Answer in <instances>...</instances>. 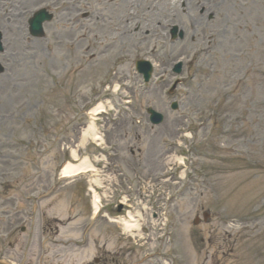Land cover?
Instances as JSON below:
<instances>
[{"label":"rangeland","instance_id":"1","mask_svg":"<svg viewBox=\"0 0 264 264\" xmlns=\"http://www.w3.org/2000/svg\"><path fill=\"white\" fill-rule=\"evenodd\" d=\"M130 1L127 6L130 5ZM136 1L133 8V4L129 6L130 12L136 11V6L141 0ZM160 1L162 3L160 2L159 5L162 7L164 3V9L167 10V1ZM225 1V5L218 8L221 17H215L213 21L212 18L208 19L210 21H203V26L194 27L196 31L194 28L193 30L183 28L185 24L190 26L194 20L186 19L181 13L175 15L176 18L172 17L173 20H162L163 25L165 21L171 20V25H177L181 31L195 36L196 42L191 43L192 45L202 42L203 33L207 34L204 41L211 35V39L216 43V51L214 52L212 47L213 56L210 59V56H202L198 64L194 61L185 69L188 76L200 74L198 79L202 81L198 80L199 84L193 83L179 90V95L186 98L181 100L183 106L181 113L171 115L167 111L164 106L167 102L165 98L160 97V90L153 89L151 92L140 94L134 85L131 91L137 96L131 106L124 111L122 123L114 127L110 126L106 130L104 141L106 144L110 141L118 143L120 157L115 160L117 170L123 171L126 162L142 168L139 164L143 152L149 153L148 147L153 142L158 143L157 150L154 148L152 152L155 153L156 161L159 160L158 157L163 152L160 138L175 136L174 127L179 123V117L185 114L192 115L191 112L195 113L194 111L197 110L203 112L204 117H210L214 112L209 108H214L218 103L219 109H216L218 114H215L217 117L212 118L209 122L210 127L205 133L198 131L196 138L197 142L202 139L204 145H207L208 140L213 139L207 150L216 152L214 155L209 154V158L203 164L198 162V165L211 180L216 179L220 187L216 192L209 190L208 194L200 191L202 193L200 196L191 194L192 201H180L178 204L179 212L189 223L184 228L182 225L183 233L179 236L182 243L177 242L179 254L187 264L189 262L191 264H264V0H241L240 13L233 6L237 0ZM59 34H55V38L45 35L41 45L40 42L36 44L40 46L37 48L38 51L31 49L32 52L26 55L23 52L25 58L22 64L25 65L19 67L15 63L17 66L8 71L9 77L6 73L7 79L0 77V152L32 141L29 152H15L10 157L0 159V172L11 173L5 180L4 188L0 189V257L6 256L14 262H18L21 249L31 232L34 236L40 235L42 238L50 239L49 236L58 229L60 238L65 240L72 233L79 234L91 212L89 197L84 195L83 180L70 187L69 185L61 187L51 198L43 201L33 200L48 185H57L56 175L60 163L68 159L70 149L79 145L81 128L87 122L85 118L74 125L70 124L77 114L74 101L79 100L80 105L88 100L87 95L97 97L89 90V83L96 81L99 76L91 71L80 75L77 71L69 70L76 65L71 59L79 55L80 50L63 47L73 34L69 36H59ZM84 38L85 35L82 36V39ZM148 40L150 41L147 37L145 42ZM152 43L163 51L156 57L162 64L187 55L182 52L184 50L181 48L184 46L182 44L164 48L160 41ZM51 44L53 45L50 46ZM123 45L128 46L126 42ZM44 54L47 56L44 57ZM10 66L8 64V69ZM124 71L118 74L120 83H125L130 76ZM207 71H213L214 75L210 78L204 76ZM183 77H186V74ZM44 79L46 84L43 83ZM130 79L134 78L130 77ZM73 92H78L79 96L71 100V104L69 102V105H66L65 100L71 97ZM21 102L26 103L22 110L12 119H3L6 112L15 111ZM206 103L207 106L204 107ZM146 105L164 108L169 120L158 129L142 125L139 130L127 131L126 122L132 117L141 115ZM225 112L231 114V118L222 124V115ZM47 126H51L50 129L46 130ZM42 130L44 135L41 133ZM146 132L151 135L146 136ZM206 133L208 135H205ZM96 153L93 147L87 150L89 155H97ZM200 153L208 154L204 150ZM165 162L167 161L164 160ZM154 166L156 171H161L160 166ZM143 168L145 172L146 167ZM230 169H232L231 173L225 176ZM224 176L227 177L226 182L220 181ZM199 185L201 186L200 183ZM222 188H230V190H222V193ZM55 197H58V201L63 200L65 204L61 209L56 208L53 211L49 205L56 203ZM234 197L239 200L235 201ZM27 198L33 203L40 202L38 204L40 210L34 215H41L42 218L41 222L33 223L34 227L26 222L21 223L25 229L20 232L19 217L15 213L19 208H27V204L22 202L27 201ZM199 203L205 205L204 209L212 210L211 218L208 223L193 226L191 220L201 212L197 207ZM223 209L226 211L225 214L222 213ZM29 213L27 210V214ZM234 217L243 218L244 225L237 228L225 225V220ZM55 218L57 220H52ZM69 218H73V221L68 224ZM96 225H98L96 231H92L95 235L97 231L106 233L115 231L104 221ZM75 227L78 229H72ZM10 228L12 230L15 228L18 232V235L12 239L5 236ZM251 239L253 240L250 244L257 249L254 252L245 248L246 241ZM175 248L176 246L173 252ZM5 253L7 254L4 255ZM138 253L141 264H155L151 261L142 263L143 255L141 252ZM91 254L92 252L90 256ZM72 257L75 258V262L72 263V258H69L67 261L61 260L60 264H84L83 261L89 258L85 253ZM32 261L33 264H51L46 256L38 261L35 259ZM174 264L178 263L174 262Z\"/></svg>","mask_w":264,"mask_h":264},{"label":"bare ground","instance_id":"2","mask_svg":"<svg viewBox=\"0 0 264 264\" xmlns=\"http://www.w3.org/2000/svg\"><path fill=\"white\" fill-rule=\"evenodd\" d=\"M187 1L189 2L190 4V0H175V2L177 3V5L182 2L184 4V6H188ZM216 2L215 0H206L205 3H200L198 5H195V6H192L194 8V11H197L199 8H202L203 9V13L202 15H207L211 12H213L216 8ZM191 5V4H190ZM176 8V5H173V9ZM193 10V9H192ZM124 34H127V31H124L123 32ZM109 43H111V41H109ZM106 46H109V45H106ZM96 110H94L95 112ZM96 114V112L94 113V115ZM89 130L91 132H89L88 134H83V138H82V142L81 144H84L85 140L87 138H91L93 140H96L97 143H99L98 140H101V138L97 135L96 133V130H95V127L93 125H90L89 127ZM72 156L73 158L75 159L76 155L75 153L73 152L72 153ZM88 170H92V167L91 165L89 164L88 160L86 158H83L78 164H76L75 166H73L72 164H68L66 166H64L63 170H62V177L63 178H68V177H75V176H78L80 173H83V172H86ZM95 184H98L99 182H93ZM94 205H95V209L97 208L98 204L100 203L98 200L97 197L94 198ZM122 228L123 230L126 232V231H133L134 228H136V224L134 227H130L129 225H126V224H123L122 223Z\"/></svg>","mask_w":264,"mask_h":264}]
</instances>
